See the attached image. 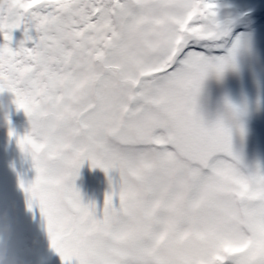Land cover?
Returning a JSON list of instances; mask_svg holds the SVG:
<instances>
[{"label":"snow or ice","instance_id":"1","mask_svg":"<svg viewBox=\"0 0 264 264\" xmlns=\"http://www.w3.org/2000/svg\"><path fill=\"white\" fill-rule=\"evenodd\" d=\"M0 35L24 211L62 262L264 264V0H0ZM85 160L118 173L102 204ZM23 239L0 216L5 259Z\"/></svg>","mask_w":264,"mask_h":264},{"label":"rangeland","instance_id":"2","mask_svg":"<svg viewBox=\"0 0 264 264\" xmlns=\"http://www.w3.org/2000/svg\"><path fill=\"white\" fill-rule=\"evenodd\" d=\"M239 2L241 4L247 2L251 3L252 0H247V2L246 0H239ZM23 28L24 26L22 25L20 28L13 30V39L10 42L11 47L15 48L18 42L24 38ZM30 34L35 37V30L32 29ZM4 42L5 41L3 35H0V44H3ZM32 43L33 41H27L26 46L31 47ZM8 120H10V124L8 123ZM8 120L7 122H0V140L1 142H6L7 140H5V138H7L8 141L9 139H12L16 143L17 150H20L16 142V137L9 136V128L11 127L15 130L16 133L23 135L26 129L29 127L28 117L22 109H17L16 106L13 104L9 107ZM86 165H89V167H87ZM83 167L88 171L86 170V173L84 174L79 172V175L75 180L79 181V185L76 186L81 191L83 199L86 201L88 198H90V195L93 194L94 188H98V190H100V192L104 196L105 193L109 190V181L107 174L104 175L105 172L99 167L92 168L91 163H84ZM110 172H112L113 180H115L114 176L118 175V173L115 170H110ZM90 177L95 180H100V185L97 184L96 181L86 182L85 180ZM95 184H97L98 187ZM87 187L91 188V192H89V189H87ZM22 210H24V207ZM30 221V229L24 228V220L18 219L17 221V226L19 230H21L23 233L25 232L23 244L26 246L23 256L20 259H17V264H60V260H57L60 258L59 255L48 247L47 239L43 231L40 229L39 224L36 221H33L32 219H30Z\"/></svg>","mask_w":264,"mask_h":264},{"label":"flooded vegetation","instance_id":"3","mask_svg":"<svg viewBox=\"0 0 264 264\" xmlns=\"http://www.w3.org/2000/svg\"><path fill=\"white\" fill-rule=\"evenodd\" d=\"M226 3L241 4L239 0H226ZM5 140L7 141L1 142L0 140V201H2V203H0V216H3L5 220L12 219L16 224L18 219H22L25 224L24 228L30 229L31 218L24 210H22L23 193L18 187V172L22 175L29 174L33 169L31 167V160L30 157L21 152V150H17L14 140L9 139L8 141L7 138H5ZM84 163H90V161L85 160ZM84 163L81 165L79 170L82 174L86 173L87 170L83 167ZM86 166L89 167V165ZM104 175H106V173ZM109 175L112 176V172L107 174V176ZM116 178H118V175L114 176V179ZM85 181H96L99 185L101 183L100 180H95L92 177L87 178ZM75 183L77 186L79 185L78 180L75 181ZM97 184L95 185L98 187ZM87 189L91 192V188L87 187ZM95 192H97L100 197V202L98 204H102L104 196L98 188H94L93 194L90 195V198H88L85 202L93 200ZM57 260H60V264H65V262H62L60 258ZM71 264H77L75 258H73Z\"/></svg>","mask_w":264,"mask_h":264},{"label":"clouds","instance_id":"4","mask_svg":"<svg viewBox=\"0 0 264 264\" xmlns=\"http://www.w3.org/2000/svg\"><path fill=\"white\" fill-rule=\"evenodd\" d=\"M14 104L13 97L7 93H0V122H7L9 107ZM0 261L3 264H17L15 258L5 259L3 253H0Z\"/></svg>","mask_w":264,"mask_h":264},{"label":"water","instance_id":"5","mask_svg":"<svg viewBox=\"0 0 264 264\" xmlns=\"http://www.w3.org/2000/svg\"><path fill=\"white\" fill-rule=\"evenodd\" d=\"M34 175H35V173H34V169H32V170L30 171V173H29V174H26V175H25V174L22 175V174H20V173L18 172V177L22 176L25 180H30V179H32V178L34 177ZM93 200H95L97 203L100 202V197H99V195H98L97 192H95V194H94V196H93Z\"/></svg>","mask_w":264,"mask_h":264}]
</instances>
